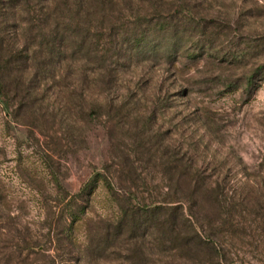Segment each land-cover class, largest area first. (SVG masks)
<instances>
[{"label":"rangeland","instance_id":"obj_1","mask_svg":"<svg viewBox=\"0 0 264 264\" xmlns=\"http://www.w3.org/2000/svg\"><path fill=\"white\" fill-rule=\"evenodd\" d=\"M113 1L110 24L83 17L93 42L101 28L151 29L155 55L123 52L108 84L79 57L85 72L71 89L77 80L62 66L35 68L30 94L12 91L10 108L0 104V264H79L122 204L172 207L165 149L182 151L234 200L239 232L226 239L225 264H264V0ZM97 172L114 193L100 179L73 242L64 240L65 190L79 192ZM92 250L80 264H127L96 261ZM144 251L149 264H185L153 238Z\"/></svg>","mask_w":264,"mask_h":264},{"label":"trees","instance_id":"obj_2","mask_svg":"<svg viewBox=\"0 0 264 264\" xmlns=\"http://www.w3.org/2000/svg\"><path fill=\"white\" fill-rule=\"evenodd\" d=\"M113 2L0 0V104L10 108L15 97L12 91L30 94L27 79L35 75V68L36 73H47L51 67L62 66L68 74L66 79L73 74L77 80H71L68 85L71 89L85 72L80 65L74 66L79 57L94 62L97 65L95 72L105 73L101 82L108 84L110 80L107 77L112 79L119 72L117 67L112 71L111 66L115 61L120 62L123 52L131 53L132 59L142 53L155 55L154 41L147 36L151 29L139 30L137 27L126 34L123 30L111 28L106 35L101 28L98 44L93 42L89 30L81 25L83 17L95 13L100 23L110 24L109 8ZM106 37L112 38L113 42L110 43L111 39L106 41ZM168 58H172L171 53ZM79 113L83 118L89 114L85 109H79ZM164 156L167 157V177L174 172L177 181L176 197L171 201L177 203L172 207L151 203L122 204L117 223L103 238L92 243L90 249L88 246L86 254L80 256L79 264L85 261L92 249L100 255L96 256V261L114 255L113 260L123 263L149 264L144 251L149 238H153L160 250L172 253L185 264H225L226 239L229 235L238 236L239 232L234 200L221 182L212 180L213 175L182 151L171 154L165 149ZM100 179L114 193L112 181L100 172L79 192L65 190L63 200L66 201L64 209L68 222L63 227L64 240L73 242L74 228L86 213L88 197ZM81 199L86 202L80 203ZM123 243L131 245L128 253L123 252ZM231 263L236 264L235 261Z\"/></svg>","mask_w":264,"mask_h":264}]
</instances>
